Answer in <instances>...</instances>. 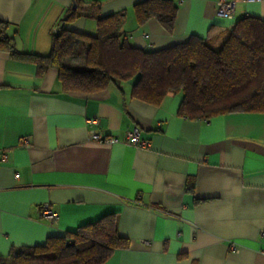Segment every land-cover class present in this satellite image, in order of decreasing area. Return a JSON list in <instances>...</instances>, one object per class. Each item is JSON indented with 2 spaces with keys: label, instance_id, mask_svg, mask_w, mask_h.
Returning a JSON list of instances; mask_svg holds the SVG:
<instances>
[{
  "label": "crops",
  "instance_id": "0c3cea01",
  "mask_svg": "<svg viewBox=\"0 0 264 264\" xmlns=\"http://www.w3.org/2000/svg\"><path fill=\"white\" fill-rule=\"evenodd\" d=\"M75 1L85 13L91 1L102 15L125 9L129 42L151 50L264 19V0H232L231 18L217 14L219 0H173L169 33L156 18L137 23L142 0ZM71 10L73 0H0V21L16 49L45 56ZM66 27L96 31L85 15ZM131 86L64 92L56 69L39 74L35 62L0 49V255L115 213L130 245L104 264H264V114L193 119L179 113L181 95L153 105L132 98ZM135 127L148 148L125 142ZM91 130L117 141L90 140ZM46 206L56 222L42 216Z\"/></svg>",
  "mask_w": 264,
  "mask_h": 264
},
{
  "label": "trees",
  "instance_id": "16d2710c",
  "mask_svg": "<svg viewBox=\"0 0 264 264\" xmlns=\"http://www.w3.org/2000/svg\"><path fill=\"white\" fill-rule=\"evenodd\" d=\"M69 11L48 55L24 53L13 44L8 24L0 21V49L16 59L37 64L39 74L54 68L64 92L97 93L114 85L123 91L131 81L132 98L159 105L170 94L181 95L179 113L193 119L233 112L264 114V19H238L226 35H191L161 49L138 48L124 30L125 9L106 15L91 1ZM178 11L173 0H142L133 5L139 25L156 18L172 32ZM95 20V33L70 30L67 21L80 16ZM59 23V24H60ZM130 240L117 230L115 213L80 225L74 231L50 236L42 245L13 249L0 264H104Z\"/></svg>",
  "mask_w": 264,
  "mask_h": 264
},
{
  "label": "built area",
  "instance_id": "2783aa9c",
  "mask_svg": "<svg viewBox=\"0 0 264 264\" xmlns=\"http://www.w3.org/2000/svg\"><path fill=\"white\" fill-rule=\"evenodd\" d=\"M235 3L232 0H219L217 14L224 18H231L234 15ZM90 123H97L98 119L93 118L89 120ZM89 139L98 142L113 143L117 141L116 137L104 136L97 133L94 130L90 131ZM27 142V141H26ZM125 142L140 148H148L150 142L147 139L141 138L140 130L135 127L125 133ZM42 216L49 222H56L58 219V214L53 211L49 206L42 208Z\"/></svg>",
  "mask_w": 264,
  "mask_h": 264
},
{
  "label": "water",
  "instance_id": "95a60500",
  "mask_svg": "<svg viewBox=\"0 0 264 264\" xmlns=\"http://www.w3.org/2000/svg\"><path fill=\"white\" fill-rule=\"evenodd\" d=\"M76 8H77V3L75 0H73V9H76ZM66 19H67V17L64 18V20H66ZM62 26H63V23L58 24L56 26V28L54 29L53 34H55V35L59 34Z\"/></svg>",
  "mask_w": 264,
  "mask_h": 264
},
{
  "label": "rangeland",
  "instance_id": "374dc122",
  "mask_svg": "<svg viewBox=\"0 0 264 264\" xmlns=\"http://www.w3.org/2000/svg\"><path fill=\"white\" fill-rule=\"evenodd\" d=\"M127 85V82H124Z\"/></svg>",
  "mask_w": 264,
  "mask_h": 264
}]
</instances>
